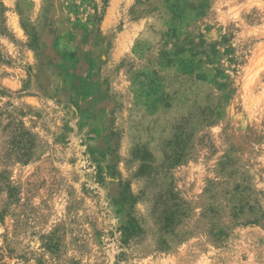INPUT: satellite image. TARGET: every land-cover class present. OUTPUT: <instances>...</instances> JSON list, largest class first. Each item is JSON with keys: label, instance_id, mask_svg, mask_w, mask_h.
<instances>
[{"label": "rangeland", "instance_id": "374dc122", "mask_svg": "<svg viewBox=\"0 0 264 264\" xmlns=\"http://www.w3.org/2000/svg\"><path fill=\"white\" fill-rule=\"evenodd\" d=\"M0 264H264V0H0Z\"/></svg>", "mask_w": 264, "mask_h": 264}, {"label": "trees", "instance_id": "16d2710c", "mask_svg": "<svg viewBox=\"0 0 264 264\" xmlns=\"http://www.w3.org/2000/svg\"><path fill=\"white\" fill-rule=\"evenodd\" d=\"M62 57L70 62H73L76 57V52L75 51H64L62 53Z\"/></svg>", "mask_w": 264, "mask_h": 264}]
</instances>
